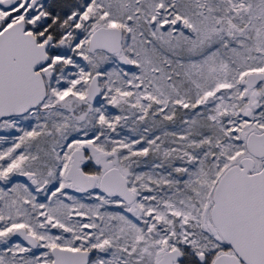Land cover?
<instances>
[{"label":"snow or ice","instance_id":"obj_1","mask_svg":"<svg viewBox=\"0 0 264 264\" xmlns=\"http://www.w3.org/2000/svg\"><path fill=\"white\" fill-rule=\"evenodd\" d=\"M0 264H264V0H0Z\"/></svg>","mask_w":264,"mask_h":264}]
</instances>
